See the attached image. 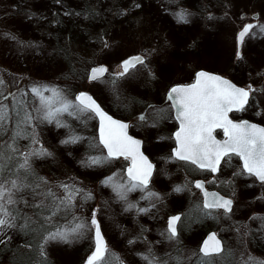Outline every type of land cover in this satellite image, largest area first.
Masks as SVG:
<instances>
[{"label":"rangeland","instance_id":"rangeland-1","mask_svg":"<svg viewBox=\"0 0 264 264\" xmlns=\"http://www.w3.org/2000/svg\"><path fill=\"white\" fill-rule=\"evenodd\" d=\"M27 1L0 0V81H3L0 84V93H4L7 90V85H10L15 80L27 81L28 83L26 84L33 87L39 82L37 79H40V77L53 79L55 75L48 76L49 73L39 71L38 63L35 66V61L37 62V58L40 57V52L48 47L41 31L38 29V35L35 34L33 36L26 35L23 31L21 32V30L30 32L27 27H23L20 23L22 21L20 18H23L22 16L26 15V12L31 11V5L27 4ZM88 1H90L89 6L97 8V14L101 15V24L107 20L109 13L110 15L111 13H116L119 17L118 19L115 18V22H118L114 24L111 33L107 31L106 27L101 29L102 31L99 35L107 34L105 39L101 38L98 40L101 43L97 42V45L88 46L89 52L94 51V55L93 59H88L92 60V62L87 65L83 77L87 80L90 68L99 63H106L109 72L105 74V78L102 81L87 80L85 89H77L73 93L67 92L66 89H60L63 95L70 100L75 101L76 92L88 91L101 107L113 117L123 120H136L139 112L143 114L146 111L145 118L158 112L156 108L145 107L149 104L147 102H144L145 106L140 107L142 98L147 101L154 94L156 97L163 94L166 97L172 82H178L180 81L179 78L182 77L193 78L195 71L199 67L224 74L233 72L231 65H229L230 60H232L231 54L223 51L224 49L220 47L221 40H217L218 30L207 28L206 26L207 23H210L206 16L209 10L206 3L202 4V0H144V2L150 1L154 3L155 7L153 9H150L148 4H146V8H143L141 7V2L137 4L134 0H119L121 6L114 4L111 0ZM88 1L53 0V2L50 1L47 4L43 3L39 12L34 16L38 17L39 23L40 19H44L45 22H47L48 18L51 20L55 19V21L58 20L54 18L56 13L59 15L72 13L74 17L76 15L74 9L69 7L71 5L70 2L76 3L80 9ZM124 1L132 3L133 7L129 9L124 4ZM57 6L58 8H54ZM104 6L106 8H103ZM208 6L213 11L216 8L214 2H208ZM202 7L204 8L203 13ZM50 11H52L51 14ZM178 13H185L187 22L178 21ZM34 16L30 17V15H27V18L24 19L30 20ZM20 25L22 26L21 29ZM39 28L42 29V27ZM223 34L224 32H220V35ZM72 40L77 45L81 38L78 37ZM223 40L227 39L223 37ZM105 44H107V47H105ZM78 49L83 54L87 50L86 47ZM132 53H142L145 57V64L136 65L125 76L117 79L115 84L111 83L115 79L113 74L121 70L119 67L121 60ZM71 56L70 61L73 60L71 63L73 69L69 70V76H65L61 84L72 81V78H75L78 74L79 65L82 64L81 61L83 62L79 54ZM258 62L261 63L262 60ZM56 71L57 69H55ZM61 71L58 70L57 72L60 73ZM248 77L247 75L241 77V83L246 81ZM51 82L49 80V86H51ZM60 87L62 88L63 85H60ZM260 88L264 95V84L260 85ZM44 95L50 96L51 93L44 92ZM21 97L23 98V96ZM31 97L34 99L32 94ZM260 100L258 105L264 110V98L261 97ZM29 102L33 105L36 104V106L40 104L39 100ZM12 103L10 102L9 106ZM261 108L258 114L264 116V111H261ZM149 110H154V112ZM58 119L64 125L63 127H58L55 121L48 123L36 120L33 122L34 126L27 129L29 133L35 135L38 143H32L31 139L27 137L18 140L21 152L28 149L44 148L51 153V155L46 157L52 161L44 162L42 160L44 166L42 165L41 168L53 169L47 164L56 162L55 165L58 170L53 169L52 175H54V178L51 183L55 192L56 189L59 193L63 192L59 187L63 182L69 187H73V189L80 190L79 197L83 210L82 213L77 214V220L74 224L85 223L88 227H85L81 234L69 237L72 246H59L62 241H52L48 245L52 257L61 261V257L64 255L66 264H85L87 256L94 247V229L91 228L90 222L92 214L95 212L107 242L105 254L97 264H148V261L144 258L146 256L154 259L157 264H199L200 258L197 257L199 241L196 235L194 238L191 236H178V239H187L188 245L182 247L185 252L182 251V253L180 251L178 253V249L177 253H174L176 255L169 254L173 247H178L175 239H167L162 249L156 245H148V241L146 243L140 241L139 248L144 254L135 250V246L131 244V239L145 238L148 240V237H153L150 225H145V227H148L147 230L143 229V226L138 225L139 219L142 223H150L152 220V223L156 225L160 222L157 220L158 213L155 212L151 218L148 216L146 219L145 212L139 211L137 213L139 219L136 218L135 208L137 207V202L134 199V190L126 193V199H121L113 190L112 184L128 185L126 176L128 178L129 176L127 172L124 175L121 162L124 161L123 159L112 157L98 164L88 163L90 157L103 158L108 156L98 138V120L94 113L85 112L77 117L65 112L60 114ZM70 135L78 136L81 139L77 143H62ZM1 137L2 135H0V142L7 141V138L2 139ZM69 149L74 150L76 154L69 155ZM143 150L152 157L156 153V149L148 146L143 147ZM65 155L68 158H73H70L71 160H67V162ZM36 161H38L37 158H33L31 162L36 164ZM37 166V169L40 170L39 164ZM237 170V177L235 178L237 181L233 178L234 182L230 183L229 177L228 183L229 185L234 183L232 185L233 189L232 186L231 189L234 191L233 194L238 202L237 206L235 205L232 209V217L235 213L236 217L232 218L231 215H223L221 222L223 224L221 225L226 228L227 241L225 250L229 251L227 253H230V256L232 255L231 250L235 241H241L249 237V229L253 226L252 217L256 215L250 210V207L254 205L250 206L247 203L250 196L249 192L253 190V181L248 178V187L247 178L242 174L241 167H238ZM167 172V170L161 168L159 173ZM56 177L61 181L60 184H57L58 180ZM108 178H111V184L103 183ZM241 188L246 191V194ZM257 190L259 191L254 192L253 195L255 196L252 201L260 202V198L264 197V186L261 185ZM89 194L91 195L90 199L87 198ZM77 197L78 195L74 199L77 200ZM168 203L171 205L170 202ZM151 204L159 203L156 199ZM129 205H132V207H129ZM77 206L78 204L74 208ZM258 206L260 205L258 204ZM235 209H238V211L236 210L233 213ZM73 225L65 228H71ZM157 233L158 235L161 234L159 231ZM6 234L7 232L2 233V239ZM244 251L249 254L248 258L253 264H264V259L252 255L251 247L248 250L245 247ZM239 254H237V258H218L217 263L230 264L229 262H234L235 264H246L245 260L239 259L241 256ZM237 259L239 262L235 261Z\"/></svg>","mask_w":264,"mask_h":264},{"label":"snow or ice","instance_id":"snow-or-ice-1","mask_svg":"<svg viewBox=\"0 0 264 264\" xmlns=\"http://www.w3.org/2000/svg\"><path fill=\"white\" fill-rule=\"evenodd\" d=\"M138 6V5H137ZM178 21L187 22L185 13L177 14ZM255 26L246 24L237 34V59H241L239 45L244 37L251 32ZM264 31V26H261ZM107 47V44H105ZM145 57L136 55L125 59L120 64V71L114 73L115 79L111 83L125 76L131 68L136 65H144ZM109 69L103 65L93 67L88 73L90 81H102ZM3 81H0L2 84ZM253 89L238 88L223 77L207 72H197L196 79L190 85H177L169 89L167 99L172 102V107L176 110V119L180 127L175 135L177 147L173 149L175 158L184 161H190L199 168L217 171L221 158L234 153L243 162V171L250 175H255L264 183V128L255 124H249L247 121L236 123L228 118L231 111H243L249 101L250 92ZM30 92L40 101L39 106L28 108L25 102L16 99L13 95V103L10 106L3 103L8 96L0 93V135L8 134L10 143L0 142V231L4 229L16 228L17 221L23 219L24 223L19 225L21 229L28 228L34 223L31 216L26 213L22 215V209L18 205L34 208L38 211L36 216H43L44 212H49L50 216H55L59 212L71 208L72 200L79 194V189H70L67 184H60L63 195L58 196L52 186L42 177H37L32 168V159L43 156H49L46 149H28L21 152L17 141L22 138H30L32 143H38L33 133L27 131L33 127V122L52 123L55 121L58 127H63L58 117L67 112L72 116H79L85 112L95 113L101 120L100 143L107 149L108 156L103 158H89L88 163L98 164L108 158L118 156L132 157L133 166L128 169L129 183L112 184L113 190L121 199H126V193L136 188L144 189L148 185L152 172V165L147 158L139 153L140 141L128 136L127 124L113 120L102 111L96 101L86 93H79L75 96V101L66 98L62 90L56 87H47L44 85H35L31 87ZM44 92H50V96H45ZM12 95V94H9ZM35 113V115L33 114ZM143 120L145 117L141 116ZM9 121H12L13 127H7ZM107 124V134L105 126ZM214 128H222L227 139L223 142L217 141L212 131ZM81 138L70 135L62 143H77ZM19 155V159H17ZM139 160V164L137 161ZM15 161L14 163H11ZM11 163V166H9ZM31 178V179H30ZM132 181H136L132 183ZM103 183L111 184V178ZM197 188L203 189L201 182H196ZM180 191V188L176 189ZM32 197V202L25 199V193ZM152 195V194H150ZM203 207L205 209L222 208L225 212L231 210V200L213 196L211 200L207 199ZM87 198H91L89 194ZM132 207V205H129ZM146 211V209H139ZM50 216H43L45 222L50 220ZM180 220L179 216L170 217L167 226V239L177 238L176 222ZM91 228L95 230V250L88 257L86 264H97L106 251L103 238L100 232V225L96 219L95 212L92 214ZM88 227L85 223H76L71 228H57L55 232H47L42 240L46 244L49 241H63L67 243L70 236H76L82 233V230ZM211 241V243H210ZM3 241H0L2 243ZM43 245H41V255H43ZM203 254L204 264H212V258L222 253L220 241L215 236H210L208 240L199 249ZM148 264H157L154 259L144 257Z\"/></svg>","mask_w":264,"mask_h":264},{"label":"flooded vegetation","instance_id":"flooded-vegetation-1","mask_svg":"<svg viewBox=\"0 0 264 264\" xmlns=\"http://www.w3.org/2000/svg\"><path fill=\"white\" fill-rule=\"evenodd\" d=\"M213 1L215 2L216 8L214 13L209 11L206 15L210 22L207 23L206 26L207 28H214L218 30L217 34L219 35L217 36V40H221L220 47L224 49L223 51L231 54L232 60H230L229 65H231L233 72H231V74H224L219 71H211L199 67L195 71L193 78H179L180 81L172 82L168 91L177 84H192L196 78V72L198 70L205 69L207 71L220 74L237 85L245 88H249V86H251L253 89V91L250 92L249 101L245 105L244 110L231 111L228 113V118L234 122L247 120L260 124L264 127V116H260L258 114L261 108L258 105V102L261 101V97L264 98L262 89L260 88V85L264 84V31H261V26H264V0ZM211 18L212 20H210ZM246 24H252L255 27L244 37L243 42L239 45V51L242 57L239 60L236 57L238 47L237 34ZM220 32H224V34L220 35ZM223 37L227 40H223ZM259 60H262V62L259 63ZM244 75L249 77L246 81L241 83V77ZM167 94L166 97L164 94L158 97L154 94V96L149 97L151 99L147 101L142 98V104H140V107L145 106L144 102L149 103L145 107L158 109V112H156L155 115H149L143 120L139 119L141 116L144 117L145 111L143 114L139 112L136 120L125 119L128 122V132L134 138L141 141L142 149L146 146L156 149V153L153 154L154 157L148 155L153 167L147 187L144 189H134V199L137 202L135 217L138 218L137 213L139 212V209H146V211H144L146 219L148 216L151 218L153 214L157 212V220L160 221L155 225L152 223V220L150 223H142V221L138 218V225L143 226V229L147 230L148 227H145V225H150L149 227L153 237H148V240L145 238H134L131 239V244L135 246V250L142 254L144 253L139 248L141 242L146 243V241H148V245H156L162 249L164 244L167 242L166 230L169 218L179 216L180 220L176 222L177 237H181V235H183L194 238L196 235L197 238L198 236L197 240L199 241V249L203 238L208 232L214 231L220 237L223 243V251L220 255L214 257L237 258V254L240 253V260L247 259L251 264H253V262L248 258L249 254L244 251L245 247L247 250L251 247L253 256L264 259V197L260 198V202L252 201V198L255 196L253 195L254 192L259 191L257 189L261 185L264 186V183H262L255 175H250L246 171H243L241 159L234 153H229L228 156L221 158L216 172H212L207 168L201 169L197 165L192 164L190 161L175 158L172 153L173 149L177 147L174 133L178 131L180 123L176 119V110L172 107V102L167 99ZM149 111L154 112V110ZM261 111H264L263 108H261ZM212 134L217 140H224L227 138L222 128H214ZM119 158L124 160L121 162L123 164L124 175H126V171L131 163L130 157L128 156L125 158V156H119ZM238 167H241L242 174H244L247 178L248 187V178L253 181V190L249 192L250 196L247 203H249L250 206L254 205L253 207H248H250L252 213H256V215L255 217H252L253 226L249 229V237L241 241L236 239L237 241H235L233 245L231 250L232 255L230 256V253H227L229 251L225 250L227 241L226 228L222 226L223 224L221 222L223 215H231L232 217V209L235 205L237 206L238 201L233 194L234 191L232 190V185L234 183L232 185H229L228 183L229 177L230 183L234 182L237 177ZM161 168H164L168 172L160 174L159 172ZM232 175L234 176L232 177ZM126 178L128 180H125L129 183V178L127 176ZM235 181H237V179ZM135 182L136 181H132V183ZM196 182H201L203 184V189L197 188L195 186ZM177 188H180L181 190L177 191ZM241 190L244 189L241 188ZM204 191H217L224 196L230 197L232 199L231 210L225 212L222 208L205 209L203 207ZM244 193L246 194V191ZM156 199L159 204H151ZM168 202H170L171 205ZM258 204L260 206H258ZM236 210L238 211V209H235L233 213H235ZM235 217L236 213L232 218ZM233 220L235 221V219ZM157 231L161 234L158 235ZM175 240L176 246L178 247H173L169 251L170 255L177 253L178 249V253L180 251L182 252V247L188 245L187 239L182 240L176 238ZM197 257L200 258L199 264H202L203 254L200 253V251L197 254ZM235 261H238V259Z\"/></svg>","mask_w":264,"mask_h":264},{"label":"trees","instance_id":"trees-1","mask_svg":"<svg viewBox=\"0 0 264 264\" xmlns=\"http://www.w3.org/2000/svg\"><path fill=\"white\" fill-rule=\"evenodd\" d=\"M19 1L23 2L27 0H19ZM50 1L53 2V0L27 1V4L31 5V11L26 12L25 13L26 15H23L22 16L23 18H20L22 19L20 23L22 24L23 27H27V29H29L30 32H26L24 30H21V32L23 31V33L25 32L26 35L33 36L35 34L38 35L37 31L39 29L46 39L45 43H47L48 45L46 49L40 52V57L37 58V62L35 61V66L38 63L39 71H42L43 73L46 72L49 73L48 76H52L53 74L55 75L53 79L40 77V79H37L39 82H37V84L35 85H44L48 87L50 84L49 80H51L52 82L49 88L56 87L58 89H66L67 92L70 91L71 93H73L77 89L86 88L85 86L87 80L83 77V75L85 73V69L87 68V65L92 62V60H88V59H93V55H94L93 53L94 51H92L91 53L89 52L88 46L94 44L97 45L96 43L99 42L98 40H100L101 38L105 39L107 36L106 33L103 32L104 34L99 35L102 31L101 29L106 27L107 31L111 33L114 24L118 22V21L115 22V18L118 19L119 16L116 13H111V15L109 13V17L107 18V20L103 22V24H101L102 17L101 15L97 14L98 13L97 8L90 7L89 6L90 1L84 0L88 2H86L85 5L80 9L76 5V3L70 2L71 5H69V7H72L74 9V13L76 16L73 17L72 13L67 15H63V14L59 15L58 13H56V15H54V18L58 20L55 21V19L51 20L50 18H48L47 22H45L44 19H40V23H39L38 17L34 15H36V13L39 12L40 7H42L43 3L47 4ZM79 1L82 2L83 0H79ZM111 1L114 4H119L121 6L119 0H111ZM134 1L137 4L141 2V7L143 8H146V4L149 5L150 9H153L155 7V4L150 1H145V2L144 0H140V1L134 0ZM209 1L211 0H202V4L206 3L208 10L214 13V11L211 10L208 6ZM211 2L214 1L212 0ZM124 4L129 9L133 7V4L130 3L129 1L126 2L124 1ZM54 8H58V6ZM103 8L106 7L104 6ZM23 10L25 11V9ZM51 12L52 11H50V14ZM203 12H204V8L202 7V13ZM27 15H30V17L32 16L34 17L33 19L31 18L30 20L24 19L27 18L26 17ZM22 26L20 25V29ZM39 27H42V29H40ZM173 32L176 34L174 30ZM78 37H80L81 40L79 41V44L76 45L75 41L72 39ZM81 47H83V49L85 47L87 48L85 54L78 51L79 50L78 48ZM75 54L76 55L79 54L83 60V62L81 61L82 64L79 65L80 74L78 71L77 76H75V78H72V81L70 80L65 84H61L65 76H69L68 75L69 70L73 69L71 66L73 60L70 61V59L72 57L71 55H75ZM55 69H57V71L58 70L60 71L62 70V71L58 73L57 71L55 72ZM56 77L59 80H57ZM26 83L28 82L23 80L12 81L10 85H7V90L4 91L3 93L4 96H8V99L3 100L2 102L9 105L10 102L12 103L13 95L16 98H20V99L22 98L21 96H23L21 100L26 103L29 109H31L33 106H36V104L33 105L29 101L32 100L36 101L39 99L35 96L34 99L31 97L30 94L31 87ZM60 85H63V87L61 88ZM0 100H2V97H0ZM10 112H11V106H10ZM33 114L35 115V113ZM12 127H13V123L12 121H9L8 128L11 129ZM1 138L2 139L7 138V141L9 143L11 142L9 140L8 134L2 135ZM17 144H19L18 141ZM75 154L76 152L74 150L69 149V155H75ZM66 155L64 156L66 161L71 160L70 158H73V157L68 158V156L66 157ZM16 158L19 159L20 158L19 155H17ZM37 160L38 161H36L37 162L36 164L35 163L32 164V168L34 170L35 175L37 177L44 178L51 185L52 179L54 178V175H52L53 174L52 172H54L53 169L56 171L58 170L57 166L55 165L56 162L55 163L50 162V164H47L51 168H53V169H48L45 167L43 168L41 167L42 165L44 166L43 164L44 162L52 161V160H50L46 156L37 158ZM14 162L15 161L11 163ZM11 163H9V166H11ZM37 164H39L40 170L37 169L38 167ZM56 179L58 180L57 184H60L61 181L59 180V178L56 177ZM62 184H64V182ZM70 189H73V187H70ZM56 193L58 196L63 195V192L59 193L57 189H56ZM24 195L26 200L32 202V197L28 195L27 192ZM80 202L81 199L78 194L77 200L75 199L72 200L73 206L71 208L65 211L63 210L55 216H50L49 212H44L43 216H50V220L48 222L44 221L43 216L38 217L35 215V213L38 211L37 209L25 207L23 204L18 205V207L22 209V215L26 213L28 216H31L34 223L30 224L28 228L21 229L19 225L23 224L24 220L19 219L16 222L18 225L16 228L8 229V231L7 229L0 231V240L2 239V233L7 232L6 236L1 240L3 242L0 243V264H66V258L64 257V255L63 257H61L62 258L61 261L60 260L58 261L56 258L52 257L48 249V245L52 241H49L45 244L44 241L42 240V237L45 236L47 232H55L57 228H65L67 226L73 225L77 220V214L82 213L83 210V205ZM77 204L78 206L74 208ZM45 230H47V232ZM41 245H43V249H42L43 255H41ZM59 246H72V242L68 241L67 243H65L62 241L59 244ZM206 259L207 258L202 257V264H204V261ZM218 260H219L218 258L213 257L212 264H218L217 263ZM245 262L246 264H251L247 259L245 260ZM229 263L235 264L234 262H229Z\"/></svg>","mask_w":264,"mask_h":264},{"label":"water","instance_id":"water-1","mask_svg":"<svg viewBox=\"0 0 264 264\" xmlns=\"http://www.w3.org/2000/svg\"><path fill=\"white\" fill-rule=\"evenodd\" d=\"M136 55H140V54H133V55H130V56L126 57L125 59H128L129 57L136 56ZM140 56H142V55H140ZM125 59H123V60H125ZM123 60H122V61H123ZM100 65H103V66L107 67L105 64H99V65H96V66H100ZM96 66H93V67H96ZM93 67H91L90 70H91ZM90 70H89V72H90ZM200 71L207 72V73H211V74H215V75H219V76L223 77L224 79L228 80L231 84L235 85L236 87H238V88H245V87H242V86H240V85H237V84L233 83L231 80H229L228 78H226L225 76H222V75H220V74H216V73H214V72H210V71H207V70H204V69L199 70V71H197V72H200ZM89 72H88V73H89ZM197 72H196V73H197ZM195 79H196V78H195ZM192 84H193V83H192ZM188 85H190V84H188ZM175 86H177V85H175ZM245 89H248V88H245ZM79 93H86L88 96L92 97V98L96 101V103L100 106V108L102 109V111H103L104 113H106L107 116H110L113 120L118 121V122H122V123L128 125L127 121L121 120V119H119V118H115V117H113L111 114H109L107 111H105V110L101 107V105L98 103V101H97V100L92 96V94L89 93L88 91H84V90H82V91H78V92H76L75 96L78 95ZM94 114H95V113H94ZM95 116H96V115H95ZM96 117H97V120H98L97 133H98V138H99V140H100V135H101V120H100V117H99V116H96ZM243 121H247V120H243ZM239 122H242V121H238V122H236V123H239ZM247 122H248L249 124H255V125H257L258 127L264 128V127H263L262 125H260V124H257V123H254V122H250V121H247ZM107 131H108V129H107V124H106V126H105V134H107ZM126 133H127L128 136L132 137L133 139L140 141L139 139H136V138H134L132 135H130V134L128 133L127 129H126ZM212 135H213V134H212ZM213 137H214V136H213ZM226 139H227V138H226ZM226 139H224V140H217V139H216V140H217V141H220V142H223V141H225ZM105 150H106V153H107V149H105ZM139 153H141L144 157H146L147 160H148V162L152 165V163L150 162V159L148 158V156L142 151L141 141H140V145H139ZM107 154H108V153H107ZM129 157H130V161H131L129 168H131V167L133 166V161H132V157H131V156H129ZM137 163L139 164V160L137 161ZM241 164H242V167H243V162H242V160H241ZM217 167H218V165H217ZM129 168H128V169H129ZM128 169H127V171H126V172H127V175H128ZM151 173H152V172H151ZM205 193L208 194L207 199H209V200H211V199L213 198V196H216V197H220V198H223V199H227V200H231V201H232V199H231L230 197L224 196V195H222L221 193H219V192H217V191H204V201H205V199H206V197H205ZM231 207H232V204H231ZM96 219H97V218H96ZM97 221H98V220H97ZM98 223H99V222H98ZM100 232H101V229H100ZM213 235L215 236V239H216V240L220 241L221 248L223 249V243H222V240L220 239V237H219L214 231H210V232L207 233V235H206V236L203 238V240H202V244L200 245V248H201V246L204 244V241H205V240H208V238H209L210 236H213ZM94 236H95V230H94ZM101 236H102V238H103L104 245L106 246V241H105V238H104L102 232H101ZM210 243H211V241H210ZM94 250H95V239H94V247H93V250H92L91 253L87 256V259H86V261H85V264H86V262H87V260H88V257L92 255V253H93ZM104 253H105V252H104Z\"/></svg>","mask_w":264,"mask_h":264}]
</instances>
